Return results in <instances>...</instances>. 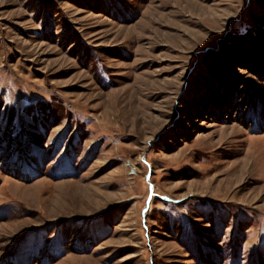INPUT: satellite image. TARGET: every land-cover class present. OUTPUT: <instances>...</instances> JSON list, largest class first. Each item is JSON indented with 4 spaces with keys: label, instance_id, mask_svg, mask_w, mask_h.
I'll return each instance as SVG.
<instances>
[{
    "label": "rangeland",
    "instance_id": "1",
    "mask_svg": "<svg viewBox=\"0 0 264 264\" xmlns=\"http://www.w3.org/2000/svg\"><path fill=\"white\" fill-rule=\"evenodd\" d=\"M0 264H264V0H0Z\"/></svg>",
    "mask_w": 264,
    "mask_h": 264
},
{
    "label": "bare ground",
    "instance_id": "2",
    "mask_svg": "<svg viewBox=\"0 0 264 264\" xmlns=\"http://www.w3.org/2000/svg\"><path fill=\"white\" fill-rule=\"evenodd\" d=\"M135 170V169H134Z\"/></svg>",
    "mask_w": 264,
    "mask_h": 264
}]
</instances>
